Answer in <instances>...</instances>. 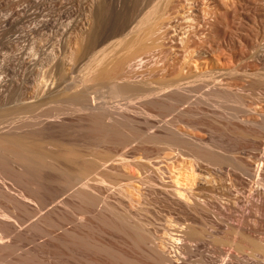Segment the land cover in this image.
<instances>
[{
    "label": "bare ground",
    "instance_id": "bare-ground-1",
    "mask_svg": "<svg viewBox=\"0 0 264 264\" xmlns=\"http://www.w3.org/2000/svg\"><path fill=\"white\" fill-rule=\"evenodd\" d=\"M93 1L103 2V15H108L113 7H117L120 12L118 14L121 16V12L125 11L127 5L125 4L124 7L122 3L124 0ZM229 2L230 0H157L130 31L133 33V40L138 42L139 46L134 48V42L128 41L127 45L130 48L133 47V51L130 50L116 57L111 56L110 59L105 58V55L94 59L93 65H89L87 69L88 76L85 77L88 83L90 80H98V86L99 80L114 83V86L122 81L116 84L119 85V88H116L118 90L115 91L116 94L121 93L123 96L118 94L119 98H124L123 101L128 98L126 102L129 101V103L137 97L144 100L145 104L141 103L144 104L143 107L141 106L139 111L138 108L136 110L138 114L147 116L150 115L151 110H156L160 116L165 115L166 112L173 114V122H170L172 124H163L166 127L172 125L173 129L175 124L182 123L192 127V130L199 129L201 132H196L199 135L183 132L182 128L175 129L176 136L182 139L174 138L175 140L171 141L173 137L171 135V140L168 141L170 148H166L172 152L162 157L164 161L171 163L179 160H193L189 161L192 163L191 172L187 175L185 173L186 176L182 173L183 168V171H178L177 175L173 173L174 169L171 168V170L168 166H150L148 163L145 164L146 162L136 160L132 165L123 166L120 172L118 171L122 175L121 180L113 181L112 177H109L110 170L113 168L107 166L109 162L107 155H98L94 151L93 153L91 151L94 155H90V152L82 153L73 148L53 149L49 145L55 141H51L43 130L46 129L45 127L34 132L30 131L31 133L22 131L0 133V264H194L191 259L193 246L199 242H206L210 246L212 250L209 253L211 251L218 253V258L211 259V256L209 258L205 254L206 252H200L198 262L201 264H264V260L261 261L264 258V232L238 226L236 234H241L240 238L235 234L230 239V214L225 213L220 207L222 203L214 206L211 200L202 199L195 190L179 187L180 179L185 177V180H190L191 185H195V189L203 195H208L212 189L218 194L220 191L224 193V189H221L219 184L230 180L233 176L235 179L240 178L239 180L242 178V176L239 177L240 173L238 175L236 171L230 170L233 168H230L232 163H238L239 165H236L242 166L246 173L249 172L251 175L257 173L258 179L260 177L264 182V152L258 156L260 158H257L256 162H251L244 157L234 156L230 147L225 145V148L215 142L217 146L206 138L209 132L216 130L214 118L224 113L230 116L235 106L232 105L234 98L230 92V76L239 71H241L240 75L238 73L237 75L245 76L242 78L251 74L250 67L244 68L243 71L238 70L237 65L236 68L235 65L231 67L232 65L225 61L230 52L226 57L223 51L227 53L226 51L230 50L232 47L230 43L233 42L232 45H235L237 43L234 42L242 41L247 44V50L240 55L242 56L243 53L244 58L248 57L247 59L250 60L253 58L259 63H264V51L261 50L264 45L261 40L264 39V26L259 27L260 31L257 30L258 26L256 29L254 27V30L259 32L255 34V31L251 32V30L252 34L247 32L251 34L249 35L244 32L248 28L246 29L240 23L239 27H236L237 32L230 31L232 28L225 29L222 33L223 41L213 40L219 36L218 32L225 28L219 30L222 25V20L219 19L221 16L224 21L223 15L230 13L228 12ZM183 4L188 6L185 13L180 9ZM92 16H94L93 13ZM124 20H126L125 17L120 21L121 24L119 21L115 22V24L119 23L118 29L116 28L118 34L128 28L129 22ZM181 21L183 24H189L190 28L186 25L183 27L186 26L188 29L179 28L182 26ZM102 22L104 27L102 25L100 27L110 30L111 23L107 17L103 18ZM176 23L180 26L178 27ZM177 27L181 30L175 34L174 28L177 29ZM99 29H97L98 34ZM142 33L146 35L144 39L141 36ZM208 34L212 35V41ZM207 35L211 42L209 39L206 41L208 43L205 42ZM219 37L217 39H222ZM145 38L151 40V44H145L147 43L143 42ZM91 40L87 43L81 42L82 47L78 48L85 50L87 46H90L88 44H91L89 43ZM157 46H159L158 49H163H160L164 58V62L161 61L162 67L167 69V73L171 72L175 78L171 77L169 81L164 80L162 83H160L161 80L158 81L159 83L155 82L158 85H153L148 90L131 87L129 75L135 71L132 69L135 66L132 61L136 62V59L140 58L139 55L151 53L152 47ZM228 47L229 50L226 49ZM75 50L69 51L74 54ZM170 51H176L173 53L174 56ZM178 56L183 60H180ZM214 58H218L219 63L221 62L218 68L214 67ZM253 59L252 61H255ZM154 62L151 66L155 68L157 64L154 65ZM141 64L140 59L138 65L141 66ZM260 67L261 65H258V68ZM150 68L152 67L147 70ZM258 68L252 69L259 73L264 71L260 72ZM166 69L161 68L164 72ZM150 70H148L149 73L155 71ZM259 77L258 79L261 80L262 78ZM151 81L148 82L151 83ZM40 87L45 90L42 85ZM195 91H199L200 94L198 98L195 97L197 99L190 101L196 96H193ZM238 102L241 108L243 106L244 112L247 109L245 104L241 102V99ZM91 106L92 108H88L81 105L79 111L90 110L88 121L86 120L89 123L87 129L90 130L89 134L93 133L92 135H95L93 137L97 136L100 142L101 140L106 143L115 142L125 147L131 142L139 145L143 141L149 144L150 141L154 143L166 140L163 139L161 131L145 135L141 133L136 119L125 116L124 114L127 113L119 118H113L114 121L110 124L101 123L103 121L101 114L95 112L97 105L93 107L92 103ZM204 107H208V111ZM194 116H200L198 120L200 122H191L190 118H195ZM82 120L85 121L83 118ZM245 121L240 120L239 124L236 122L237 125L231 126L233 135L236 134L237 137L255 135L256 130L247 127ZM59 125L67 126L63 121H60ZM223 127L220 130L223 131L225 128ZM220 130L217 129V131ZM225 131L230 132V124ZM260 133L262 134V131ZM96 140L93 138L94 142H99ZM167 140L164 144H167ZM141 144L143 147L145 143ZM54 145L56 146V143ZM62 160H66L67 163H63ZM243 169L242 172H244ZM261 181L259 180V184H264ZM110 187L116 189L118 196L102 197L101 190ZM228 189L230 196V186ZM257 193L260 194V192ZM156 201L168 210V213L161 217V225L167 237L164 245L163 241L156 240L159 239L157 236L149 233L148 229L146 231L147 223L143 218ZM224 208H230V205ZM215 209L219 212H215ZM224 255L226 257H223Z\"/></svg>",
    "mask_w": 264,
    "mask_h": 264
},
{
    "label": "rangeland",
    "instance_id": "rangeland-1",
    "mask_svg": "<svg viewBox=\"0 0 264 264\" xmlns=\"http://www.w3.org/2000/svg\"><path fill=\"white\" fill-rule=\"evenodd\" d=\"M92 1L93 0H0V133L14 131L31 133L36 131L37 129L45 127L46 129L43 130H45L47 135L51 138V141H55L54 143L52 142V145H49V147L53 149L58 150L59 148L61 150V148H63V150H66L67 148L68 150L70 148H73L82 153L88 154L90 152V155L93 153V151L97 152L98 155H107V157H109L107 166L113 168L112 170H110V175H108L109 177H112L113 181L121 180L122 175H120L119 170L123 168V166L132 165L136 160L146 162L145 164L148 163L150 166H168L169 169L173 168V173L177 175L178 171L181 170L182 172L184 170L182 173H184V176H186L191 172L192 163H189V161L193 160H179L171 163L164 161L162 157L167 156L172 152L169 149L170 147L168 146V141L171 140V135L173 136L171 141L175 140L174 138L182 139V137L176 136L177 134L174 132L175 129L177 130L178 128L179 130L182 128L181 131L188 134L192 133V135L196 134V132L199 133V129H196V131L195 129L192 130V127H187L182 123L175 124V128H173L174 130L171 128L172 125L170 127H166L163 124L166 123L167 125L168 123V125H170L172 124L170 122L173 120V114L169 112H166L164 113L165 115L161 116L158 115V112L156 110H151L150 115L147 116L138 114L139 108H142L145 104L144 100H141L137 97L135 99H132V101H130L129 103V101L126 102L128 98L126 101L122 100L124 98H122L123 96L121 95V93H118L122 96L121 98H119L120 96L115 92L118 91L116 88H119V85L116 84H120L122 83V81L117 82L114 86V83L110 84L105 80H99V87L97 84L98 80H93L94 82L90 80L89 83L88 80H86L88 76L87 69H89V67L93 65L92 62L95 61L94 59L100 58V56L102 58L104 57V55L105 58L108 57L110 59L111 56H119V54L121 55L127 53L135 47L137 48L139 46V43L133 40L134 36L130 31H132L140 18L144 16L143 14H146L157 0H141L142 2L140 0H124L122 1V3L124 7L125 4H127L124 9L126 12L123 10L125 13L121 12V16L118 14L120 12L119 10H117V7H113L108 15H103V2ZM229 3L230 10L228 8L227 10H229L228 12L230 13H228V15H223L224 21L223 19H221V16L219 19L220 21L222 20L221 24L223 26L220 25V22L218 20V26L220 25L222 27H219V30L223 29V27L225 28L224 30L219 31L221 34H219L218 32L217 35L221 36L219 37L215 35L217 37L213 38V40L223 41L224 35L222 33H224L225 29L227 30V27L228 30L232 28V30L230 31L234 32V30H236V27H239L240 23L246 29L248 28L247 30L245 29L246 31H244L246 33L250 32L251 30V32L255 31L254 27L256 29V27L258 26L257 30H259L264 26V0H230ZM127 6L128 9H126ZM187 7L188 6L186 4H183L180 9L183 13H185ZM91 11L94 16H92ZM225 15L226 17H228H224ZM105 17H107V19L111 23L109 26L110 30H104L103 28L104 26L102 25V21ZM124 17L126 20H128L127 22H129L128 28L123 33L118 34L116 28L118 29L119 23L121 24L120 21H122ZM119 18L122 19L120 20ZM116 21H119L118 24L116 23L117 25L115 24ZM100 25H102L103 27H100ZM181 25L182 26L177 24L178 27L180 26L179 28H190L189 24H183L182 21ZM183 25L189 27L186 28V26L183 27ZM178 27L177 29L174 28L176 31L175 34L177 33V31L181 30H178ZM97 29H99V34L97 33ZM259 31H255L254 33L256 34ZM116 32L117 34H115ZM250 33L247 34L251 35L252 33ZM144 35L145 34L143 33L141 35L143 39L146 36ZM208 35L211 36H209L211 39L212 35ZM208 35L205 42L209 39ZM218 37H222V39H217ZM91 38L93 40H91ZM210 39L209 42L212 41V39L211 41ZM89 40H91L92 42H89L91 44H88L90 45L87 46L88 48H86V46L85 50H83V48H78L82 47L81 42L85 41L87 43V41ZM122 40L123 43H121ZM146 40L148 39L145 38V41H143L144 43L147 42L145 44H151V40ZM261 40L264 43V39ZM128 41L129 43L130 41L134 42V48H130L127 45L129 44L127 43ZM232 43H230L232 47L229 46L231 47L230 50L229 47L226 48L227 50H229L226 51L228 54L224 51L223 53L226 57L227 55H229V52L230 55L232 56L233 54V56L231 58H228L230 57L229 55L227 59L225 58V61H227L230 66L232 65L231 67L235 65L236 68L238 66L237 69H242V71L244 70V68L249 69L248 67H250L251 74L246 75L247 80L246 78H244V75L239 76V72L241 71L237 72L239 75H237V73H234L235 75L231 74L234 78L230 76V92L234 98L232 105H235L233 107V111L237 109L235 110L236 114L234 115V112L231 111L230 116L225 113L216 116V118H214V125L216 129L215 132H209L210 134L207 132L211 138L208 135L207 137H205L209 139V141L211 140L215 145H217L216 143H220L219 145H222V147H225V145L228 148L230 147V151L232 150L231 153H233L234 156L244 157L246 160L256 162L257 158H260L258 156H261L264 152V76H261L264 73V68H262L264 63H259V61L253 58L252 59L255 61H252V59H247L248 57L244 58L243 56L245 55H243V53L242 56L240 55L241 52L246 53L247 50V44H244V42H234L238 45H232ZM239 43L241 44L240 46ZM158 47L159 46L155 48L152 47L153 51H150L151 53H140V58H135L136 62L132 61V64L135 65L132 69L133 71H135L129 75V77H131V87L134 86L133 88L138 90H148L153 85H158H156L155 82L161 80L160 83H162V81L164 80L169 81L171 77H173V79L175 78L171 72H169L170 74L167 73V69L165 67H162V62H164V58H162L163 49H158ZM160 49L162 50L160 51ZM69 50H75L77 53L74 52V54L76 53L74 56V54ZM261 50L264 51V45ZM174 52L176 51H170L173 56ZM242 57L243 59H241ZM140 59L142 60L143 64H141V66L138 65ZM180 60H183L182 57H180ZM218 60V58H214L215 68H218V65L221 64V62L219 63ZM152 62H154V65L157 64V66H155L156 69L151 66L153 65ZM60 63L62 64L59 65ZM164 65L165 64L163 63V66ZM258 65H261V67L258 68ZM149 67H152L150 69H153L155 71L152 70L153 72L149 73L148 70L150 69L147 70V68ZM161 68L166 69L165 72L161 70ZM252 68H258V70H261L260 72H263L259 73ZM150 74H152V76H150ZM242 76L244 77L242 78ZM251 76H253V78ZM149 77L151 79H149ZM258 77L262 79L260 80L258 79ZM255 78L260 81L258 82ZM148 81H151V83H149ZM41 85L46 91L41 89ZM44 86L46 88H44ZM197 92L199 91L194 92L193 96H196L192 97L190 101H194L198 98L200 92L196 94ZM240 99L241 102H243L242 100L245 101L243 103L245 104V109H247L244 112L243 106L242 109L241 105L239 104L240 102H238L240 101ZM120 101H122L123 103ZM92 103L93 107L97 105L95 108V112H99V114H101V118L103 120H101V123L106 122V125L108 123L110 124L114 121V119L119 118L124 113H127L124 115L127 117L131 116L130 118L136 119L138 123L137 127L141 133L145 135L147 133L161 131L160 133L163 134V139H168L167 144H164L166 143L165 139V141L162 139L164 142H162L161 140L155 141V144L151 141H148L149 144H146L147 141L141 142L146 144H143L145 147H142L141 143V145L139 144V146L136 142H131L132 144H126L125 147L120 146L119 144H115V142L106 143L103 140H101L100 142V140L96 138L97 136L93 137L95 135H92L93 133L89 134L90 130L87 129V127L89 126V123L87 121L89 118L88 116L90 114V110H88L86 107L88 106V108H92ZM141 103L144 104L142 105ZM235 103H238L240 106ZM123 104L124 107H122ZM126 104L129 106H127ZM81 105L86 106L85 108L87 110L79 111ZM137 108L138 111H136ZM204 108L208 111V107ZM260 110L262 111L261 113ZM238 115L240 116V118ZM199 117L200 116H196L195 118H190V120L193 123H198L200 122L198 120H200L201 118ZM82 118L87 121H83ZM81 120L83 122L82 124L80 123ZM240 120H246L245 125H247V127L249 126V128L251 129H255V135H253L252 137L250 135H246L243 137H237L236 134L233 135L231 128L234 127V125L239 124ZM60 121L65 122L67 126L61 127L59 125ZM228 123L230 124L231 133L229 131H225V128L229 125ZM225 125L227 126L225 127ZM222 127L224 128L223 131L220 130L222 129ZM217 129L220 131H217ZM261 131L262 134L260 133ZM256 133L258 135H256ZM168 134L170 135V137ZM201 134L202 133H200V135ZM93 138L97 139L99 142H94L95 140L93 141ZM55 143L56 146L54 145ZM258 144L261 145L259 146ZM160 148L162 149L160 150ZM62 161L63 163L66 162V160ZM159 161L161 162L156 164ZM232 164L230 168L233 167L234 169L232 168L233 170H230L234 172L236 171V174L240 173V175H238L239 177L242 176V178L241 180H239L240 178L238 179L236 177L237 179H235L233 178V176V179L230 177V180H226L219 184L218 186L221 189H224V193L220 191V194H218L216 190L212 189L208 195H203L195 189V185H191L190 180H185V177L183 176V178L180 177L182 179H180L181 186L179 187L195 190V193L198 196H201L202 199L211 200L214 206H216L220 202L222 203L220 207L225 213L230 214V239L234 237L233 235L236 234V228L238 226L252 231H261L263 233L264 184H259V180L261 181V179L260 177L258 179L257 173L255 175H251L248 172V174L242 166H238V163ZM234 164L238 165L235 166ZM242 169L245 173L242 172ZM186 181H188L189 183ZM247 183H249L250 186ZM246 184L250 188L246 186ZM228 186H230V196ZM101 191L102 193L100 194H102V197L104 196L106 198H111L118 196L117 191L114 187L104 188V190ZM257 192H260L261 195ZM53 205L57 204L53 203ZM228 205H230V208H224V206ZM253 206H255V208ZM215 212L219 211L215 209ZM167 213L168 210L163 207L159 201H156L153 205H151V209L147 213L146 217H143L145 219V223H147L146 231L149 230V233L157 236L159 239L156 240L163 241V245L164 243L166 244L167 241L165 239L167 237L164 235L163 227L161 225V217ZM235 236H239L240 238L241 234H236ZM204 245L205 247H203ZM208 246L209 245L206 242H199L197 244H194L193 255L191 257L194 264H201L198 262V259H200V252L202 251L206 252L205 254L208 257L211 256V259L214 257L215 259L218 258V253L216 251L213 250V252L216 253H212V251L211 253H209L212 249L210 248V246L209 249ZM203 248L205 250L209 249V251H205L203 250ZM223 257H226V255H224ZM263 260L264 258L261 259L262 262Z\"/></svg>",
    "mask_w": 264,
    "mask_h": 264
}]
</instances>
